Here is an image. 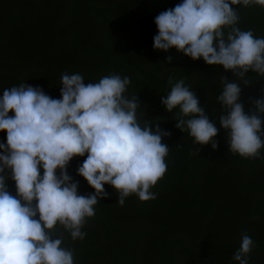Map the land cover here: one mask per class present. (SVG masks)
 Wrapping results in <instances>:
<instances>
[{"label": "trees", "instance_id": "1", "mask_svg": "<svg viewBox=\"0 0 264 264\" xmlns=\"http://www.w3.org/2000/svg\"><path fill=\"white\" fill-rule=\"evenodd\" d=\"M178 3L182 0H0V96L26 83L60 99L64 72L81 74L85 84L119 74L131 81L124 95L137 96L141 125L171 133L162 138L169 147L167 171L150 189L155 199L132 194L121 206L115 188L106 184L109 195L98 198L95 215L86 218L83 239L73 240L59 224L51 230L74 251L75 264H239L233 256L245 232L255 241L249 264H264V149L259 158L230 152L219 119L226 109L217 100L227 77L239 83L245 113H255L253 101L264 97V76L250 69L240 78L175 48L154 49L155 17ZM232 7L240 17L237 27L264 37V7ZM170 73L173 83L183 79L190 86L219 129L216 149L195 144L176 127L179 106L169 112L162 104L171 90ZM256 114L264 120V113ZM0 143H6V131H0ZM86 156L67 166L85 196L95 192L76 171ZM7 185L15 196V182L9 178Z\"/></svg>", "mask_w": 264, "mask_h": 264}, {"label": "clouds", "instance_id": "2", "mask_svg": "<svg viewBox=\"0 0 264 264\" xmlns=\"http://www.w3.org/2000/svg\"><path fill=\"white\" fill-rule=\"evenodd\" d=\"M253 4L264 7V0H182L155 17L153 47L165 52L175 48L240 78L250 69L264 76V37L237 27L240 17L232 7ZM84 80L79 73H62L60 99L26 83L6 88L0 96V131H6V143H0V264H75L74 251L62 246V238H54L51 230L59 224L73 240L83 239L86 218L95 215L98 198L109 195L106 184L115 188L121 206L132 194L141 201L156 198L150 189L167 171L169 147L162 138L171 133L148 122L141 125L137 96L124 95L131 83L127 76ZM222 83L217 100L226 109L219 119L229 150L245 159L259 158L264 120L256 113H264V97L253 101L256 112L249 115L239 102V83L227 77ZM169 84L161 102L169 112L179 106L176 127L195 144L211 143L216 149L213 138L219 129L196 94L183 79ZM85 154L76 171L95 189L87 196L78 193L79 182L67 171L74 157ZM9 178L15 182V196L8 190ZM254 247L252 237L242 233L233 259L249 264Z\"/></svg>", "mask_w": 264, "mask_h": 264}, {"label": "water", "instance_id": "3", "mask_svg": "<svg viewBox=\"0 0 264 264\" xmlns=\"http://www.w3.org/2000/svg\"><path fill=\"white\" fill-rule=\"evenodd\" d=\"M172 73V72H171ZM171 73L169 74V76H168V78H167V80L169 81V78H170V76H171Z\"/></svg>", "mask_w": 264, "mask_h": 264}]
</instances>
